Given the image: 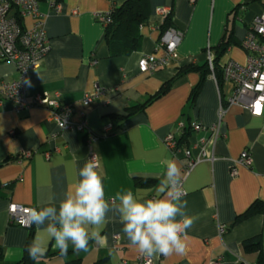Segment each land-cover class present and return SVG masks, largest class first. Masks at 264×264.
<instances>
[{
  "label": "crops",
  "instance_id": "0c3cea01",
  "mask_svg": "<svg viewBox=\"0 0 264 264\" xmlns=\"http://www.w3.org/2000/svg\"><path fill=\"white\" fill-rule=\"evenodd\" d=\"M124 1H38L50 49L25 77L31 82V86L25 83L28 94L57 92L61 101L74 106L73 121L83 113L91 130L107 126L112 131L88 146L84 132L60 130L48 119L44 108L15 112L10 102L0 103V247L4 261H19L28 237L27 228L10 221L9 203L33 208L58 205L92 151L97 155L105 198L112 204L118 203L113 199L117 193L127 190L154 195L163 178L164 162L174 160L179 167L182 200L187 202L185 212L195 218L187 230V251L182 256L150 257L152 264H210L217 257L223 264H256L258 252L245 251L242 242L258 238L264 251V214L232 223L254 201L264 204V113L258 116L238 105L226 107L221 123L223 136L214 143L215 159L200 161L188 171L180 156L174 157L162 139L169 132L181 138L176 130L178 122L187 130L191 122L204 127L198 132L189 129L183 142L187 147L199 138L209 137L207 127L216 121L221 103L230 95V83L222 80L219 87L211 74L189 68L166 93L130 114L120 128L114 129L111 115H125L129 107L153 95L164 81L187 66H202L207 50L213 53L226 32L238 44L230 45L219 62L232 59L244 63L246 51L241 40L253 17L264 11V0H148V21L139 28L138 49L129 55L110 57L98 14ZM52 4L59 6L58 12L52 10ZM157 6L171 8L172 22L183 37L177 57L167 67L152 74L140 73L138 61L142 56L164 54L158 47L161 19L154 12ZM21 22L31 23L28 18H21ZM17 78L13 64L0 63V87ZM198 84L199 90L192 98ZM96 88L102 89L101 94L84 105L83 96ZM244 148L251 152L252 166H237V175L231 176L230 167ZM23 150L33 152L28 160L19 159ZM136 178L149 183L136 184ZM108 216L101 243L90 241L87 251L78 252L69 245L72 252L66 256L53 254L59 250L54 242L50 243L39 264L54 260L62 264H137L141 254L129 246L118 214L111 211ZM219 224L227 226L222 235L218 234ZM32 227L34 239L37 228ZM114 235L119 236L118 243Z\"/></svg>",
  "mask_w": 264,
  "mask_h": 264
},
{
  "label": "built area",
  "instance_id": "2783aa9c",
  "mask_svg": "<svg viewBox=\"0 0 264 264\" xmlns=\"http://www.w3.org/2000/svg\"><path fill=\"white\" fill-rule=\"evenodd\" d=\"M39 0H0V63L8 62L14 65L18 73V78L12 81L3 82L0 87V103L10 102L15 112L28 110L32 107H41L47 111L48 119L55 123L60 130H72L84 132L86 135V144L89 146L92 142L109 134L112 129L103 127L99 131L91 130L81 114V118L73 121L71 116L75 112L71 103L61 101L59 93L55 92L49 95L47 92H36L29 95L26 89L25 77L27 73L37 67L38 63L48 53L50 49L49 39L44 26V16L38 8ZM55 12L59 10L58 5L52 4ZM15 11L18 12L16 15ZM111 8L98 14L100 21L105 26L110 19ZM155 14L164 20L170 13L171 8L168 6H157L154 9ZM21 18L30 19L29 25H24L18 20ZM183 32L174 27H168L161 32L158 47L163 48L162 56L152 54L142 56L138 61L140 73L152 74L156 70L167 67L172 60L177 57V48L182 40ZM241 46L246 51L244 63H238L232 59H226L219 62L222 73V80L231 84V92L227 100L221 103L214 123L207 127L209 137L199 138L190 147L180 143L173 132L167 133L162 141L166 148L174 157L180 156L184 162V170H190L195 164L203 160L213 161L215 140L223 136L221 123L226 107L238 105L247 109L252 115H262L264 113V11L253 17L249 29L241 40ZM206 59L210 70H213V54L210 50L206 52ZM211 76L215 79L214 74ZM100 88L92 93H86L82 98L84 105L92 102L101 94ZM259 105V111L257 110ZM63 125V126H62ZM199 122H191L189 129L192 131L203 130ZM176 130L182 134L185 130L183 123L178 122ZM196 151L193 153V151ZM33 152L23 150L18 155L19 159L28 160ZM48 157L49 153H44ZM95 157L96 153L89 151L88 159ZM237 166L251 168L252 156L249 149L241 150L239 157L230 167V175H237ZM182 195L184 190L182 188ZM33 207H27L16 203H9L7 212L10 221L17 225L30 228L32 224L28 221L27 210ZM227 226L218 225V234L225 233ZM115 243L119 242V236L114 235ZM150 257L140 255L137 264H152ZM210 264H223L222 258L217 257Z\"/></svg>",
  "mask_w": 264,
  "mask_h": 264
},
{
  "label": "clouds",
  "instance_id": "9594fccd",
  "mask_svg": "<svg viewBox=\"0 0 264 264\" xmlns=\"http://www.w3.org/2000/svg\"><path fill=\"white\" fill-rule=\"evenodd\" d=\"M25 83L31 86L30 80ZM164 163L163 178L155 187L154 195L127 190L117 193L113 199L118 203L112 204L105 198L96 158L89 159L78 169L58 205L27 210L28 221L37 228L35 238L27 247L30 259L39 264L53 242L61 255L67 254L69 245L78 252L87 251L90 241L101 243L104 239L101 232L109 223L111 211L118 214L129 246L141 255H185L187 230L195 218L185 212L187 202L182 200L179 167L174 160Z\"/></svg>",
  "mask_w": 264,
  "mask_h": 264
},
{
  "label": "trees",
  "instance_id": "16d2710c",
  "mask_svg": "<svg viewBox=\"0 0 264 264\" xmlns=\"http://www.w3.org/2000/svg\"><path fill=\"white\" fill-rule=\"evenodd\" d=\"M149 5L148 0H125L121 5L115 6L112 5L111 12H110V19L111 21L104 26V36L103 42L108 50V56L115 57V56H122V55H129L132 52L136 51L139 46L140 42V33L139 28L141 25L145 24L148 21L149 16ZM16 15L18 12L15 11ZM18 20L21 23V17L18 16ZM168 27L176 26L172 22L171 13L161 21L160 23V30L163 32ZM233 44H238V42L233 38L232 34L225 33L222 37L220 43L213 48V70L211 71L208 65V61L206 59L205 63L202 66H187V68L178 71L173 77L164 81L160 88L153 94L147 97L143 102L131 106L127 109V113L125 115H111V122L113 124L114 129H118L122 126L123 122L126 118L138 111L143 110L150 102L154 99L159 98L164 93H166L171 86L174 84L176 80H178L182 74L187 72L189 68L201 69L202 74L213 73L216 83L220 87L222 83V73L219 67V59L222 57L226 49ZM212 50V49H211ZM200 67V68H197ZM205 67V69H203ZM199 84L192 90V98L195 97L199 90ZM185 127L184 132L182 133L181 138L179 139L180 143H183L186 137L189 135V127ZM136 184H147L149 183L146 179H135ZM4 186H9L5 184ZM261 213L264 214V204L260 201H254L243 213L239 214L235 217L232 224L239 222L240 220L247 218L253 214ZM33 241V227L31 226L28 228V237L26 243L23 248V254L19 261L14 263H7L4 261L3 258V251L0 247V264H36L35 261L30 259L27 247ZM243 249L248 252L256 251L258 252V258L256 264H264V251H262L261 243L258 238L247 239L242 242ZM72 252V250H68L67 254ZM53 254L61 255L60 252H55ZM74 261H78L74 260ZM98 264V263H94Z\"/></svg>",
  "mask_w": 264,
  "mask_h": 264
},
{
  "label": "rangeland",
  "instance_id": "374dc122",
  "mask_svg": "<svg viewBox=\"0 0 264 264\" xmlns=\"http://www.w3.org/2000/svg\"><path fill=\"white\" fill-rule=\"evenodd\" d=\"M49 264H62V262L60 260H54Z\"/></svg>",
  "mask_w": 264,
  "mask_h": 264
},
{
  "label": "snow or ice",
  "instance_id": "6c2138e0",
  "mask_svg": "<svg viewBox=\"0 0 264 264\" xmlns=\"http://www.w3.org/2000/svg\"><path fill=\"white\" fill-rule=\"evenodd\" d=\"M257 110L259 111V105H257Z\"/></svg>",
  "mask_w": 264,
  "mask_h": 264
}]
</instances>
